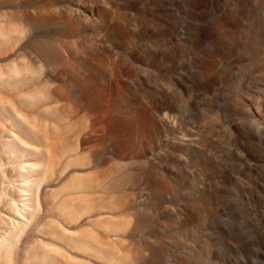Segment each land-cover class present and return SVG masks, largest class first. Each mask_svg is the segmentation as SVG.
Returning <instances> with one entry per match:
<instances>
[{"label":"rangeland","instance_id":"374dc122","mask_svg":"<svg viewBox=\"0 0 264 264\" xmlns=\"http://www.w3.org/2000/svg\"><path fill=\"white\" fill-rule=\"evenodd\" d=\"M13 224L12 264H264V0H0Z\"/></svg>","mask_w":264,"mask_h":264},{"label":"bare ground","instance_id":"6f19581e","mask_svg":"<svg viewBox=\"0 0 264 264\" xmlns=\"http://www.w3.org/2000/svg\"><path fill=\"white\" fill-rule=\"evenodd\" d=\"M29 172V168L27 166L23 167V176H22V182L18 191V197L21 199L20 202L22 205V210L25 213H29V209L34 206L35 204V194L33 191V187L31 184L30 178H27V174ZM30 173V172H29ZM31 174V173H30ZM29 175V174H28ZM34 208V207H32ZM21 208L14 206L13 211L16 212V215L18 214L19 217H25V215H22L20 212ZM27 216V214H26ZM28 219V218H27ZM29 220V219H28ZM21 221V220H20ZM20 225V224H19ZM18 224H13L8 228V230H5L3 233L1 231L0 234V264H12L11 259V248L14 245V242L16 239L21 235L22 230L19 227ZM19 239V238H18ZM17 239V240H18ZM50 259V256L42 255L41 261L46 262Z\"/></svg>","mask_w":264,"mask_h":264},{"label":"crops","instance_id":"0c3cea01","mask_svg":"<svg viewBox=\"0 0 264 264\" xmlns=\"http://www.w3.org/2000/svg\"><path fill=\"white\" fill-rule=\"evenodd\" d=\"M17 74H19V72H17Z\"/></svg>","mask_w":264,"mask_h":264}]
</instances>
